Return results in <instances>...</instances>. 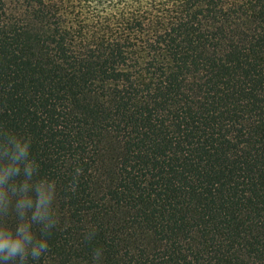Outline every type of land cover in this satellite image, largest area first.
I'll list each match as a JSON object with an SVG mask.
<instances>
[{
    "label": "trees",
    "instance_id": "trees-1",
    "mask_svg": "<svg viewBox=\"0 0 264 264\" xmlns=\"http://www.w3.org/2000/svg\"><path fill=\"white\" fill-rule=\"evenodd\" d=\"M0 128L55 187L27 264H264V0H0Z\"/></svg>",
    "mask_w": 264,
    "mask_h": 264
},
{
    "label": "clouds",
    "instance_id": "clouds-1",
    "mask_svg": "<svg viewBox=\"0 0 264 264\" xmlns=\"http://www.w3.org/2000/svg\"><path fill=\"white\" fill-rule=\"evenodd\" d=\"M38 167L30 137L0 128V264L35 262L49 249L55 187L36 178ZM93 237L94 230L84 233L85 240Z\"/></svg>",
    "mask_w": 264,
    "mask_h": 264
}]
</instances>
